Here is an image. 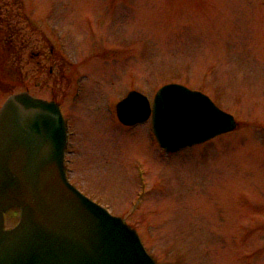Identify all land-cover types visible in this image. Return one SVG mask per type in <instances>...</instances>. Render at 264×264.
<instances>
[{
  "label": "rangeland",
  "instance_id": "obj_1",
  "mask_svg": "<svg viewBox=\"0 0 264 264\" xmlns=\"http://www.w3.org/2000/svg\"><path fill=\"white\" fill-rule=\"evenodd\" d=\"M9 1L7 51L24 76L17 91L28 84L26 46L38 34L24 27L22 4ZM30 3L54 23L46 47L61 50L53 72L46 62V87H29L66 114L70 181L136 228L157 264H264V0ZM167 82L207 93L238 127L167 152L150 119L119 123L114 104L128 90L152 101ZM17 216L10 210L6 226Z\"/></svg>",
  "mask_w": 264,
  "mask_h": 264
},
{
  "label": "water",
  "instance_id": "obj_2",
  "mask_svg": "<svg viewBox=\"0 0 264 264\" xmlns=\"http://www.w3.org/2000/svg\"><path fill=\"white\" fill-rule=\"evenodd\" d=\"M125 124L146 120V96L131 91L117 106ZM152 122L169 150L236 126L205 94L180 84L161 87ZM66 131L57 104L27 92L0 109V264H156L136 230L72 186L63 169ZM20 208L4 228V212Z\"/></svg>",
  "mask_w": 264,
  "mask_h": 264
},
{
  "label": "flooded vegetation",
  "instance_id": "obj_3",
  "mask_svg": "<svg viewBox=\"0 0 264 264\" xmlns=\"http://www.w3.org/2000/svg\"><path fill=\"white\" fill-rule=\"evenodd\" d=\"M17 4L20 3V1L16 2ZM32 3H28L24 9L26 10V15L24 16V27L28 31H34L38 34L36 41L33 43L31 47L30 42L27 43L26 52L28 51V57L26 65L31 66L28 69H26V78L28 80V84L23 82L25 89L32 92V90L29 87V84L35 85L38 81L40 85L44 88L46 87V84L44 83L43 75H46V62L49 60L51 62H54L52 65H50L49 70L50 72H53V66L59 65V59L56 58L55 50L53 45L49 42L48 47H46V37H47V29H50L47 25L46 16L45 15H35L34 10L31 12L29 10L30 5ZM16 6V5H15ZM32 6V5H31ZM13 7V4L9 0H0V39L4 40L6 38V44L4 45L7 49H0V53L2 55L6 54L5 58H1L0 60V89L2 91H6L11 88V86H8L7 84L15 83V77H14V71L17 70L20 72V66L18 64H15L13 62L12 57L8 53L9 46V38L13 35L14 28H13V22L10 21L9 18H12L11 15V8ZM18 7V6H17ZM4 8V9H3ZM6 9V12H5ZM21 9V7H20ZM6 13V16L4 14ZM27 12H29L30 15H27ZM13 21V19H12ZM28 37V36H27ZM48 42V41H47ZM33 48V49H32ZM47 49V50H46ZM4 53L3 52H6ZM24 76L20 74V78L22 79ZM37 80V82H36ZM10 87V88H9ZM33 93V92H32ZM42 96V95H38Z\"/></svg>",
  "mask_w": 264,
  "mask_h": 264
}]
</instances>
